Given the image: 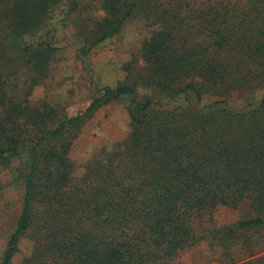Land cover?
<instances>
[{
  "label": "trees",
  "instance_id": "16d2710c",
  "mask_svg": "<svg viewBox=\"0 0 264 264\" xmlns=\"http://www.w3.org/2000/svg\"><path fill=\"white\" fill-rule=\"evenodd\" d=\"M56 7L80 57L133 18L146 30L125 79L75 114L33 98L59 50L38 37ZM123 100L128 135L78 176L75 141ZM6 175L24 193L0 264H170L220 207L250 210L216 230L225 248L264 227V0H0V196ZM24 237L31 250L15 263Z\"/></svg>",
  "mask_w": 264,
  "mask_h": 264
},
{
  "label": "rangeland",
  "instance_id": "374dc122",
  "mask_svg": "<svg viewBox=\"0 0 264 264\" xmlns=\"http://www.w3.org/2000/svg\"><path fill=\"white\" fill-rule=\"evenodd\" d=\"M209 2L210 0H202ZM73 15V14H72ZM71 17L65 18L63 7L51 13L49 24L39 33V38L55 40L59 47L52 64L51 76L46 84L37 87L35 100L47 95L53 102L61 103L68 114H75L89 105L97 88L124 80L125 67L140 59L141 47L146 38L144 23L131 19L123 31L96 46L89 54L80 57V45ZM144 93L146 90L140 89ZM241 100V99H240ZM127 100L102 107L84 126L75 141L72 158L76 174L83 173L86 162L102 147H112L130 131ZM7 172H5L6 174ZM4 195L0 196V259L8 238L15 229L23 201L24 188L19 180L4 176ZM250 213L248 206L241 209L220 207L214 222L207 219L196 225L201 241L170 264H239L249 259L251 252L264 253V227L239 232L242 237L229 249L216 230L232 226ZM31 250V241L24 237L14 258L18 263Z\"/></svg>",
  "mask_w": 264,
  "mask_h": 264
}]
</instances>
